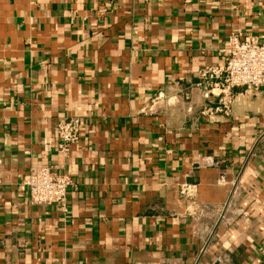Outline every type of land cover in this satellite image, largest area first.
<instances>
[{
	"label": "crops",
	"instance_id": "1",
	"mask_svg": "<svg viewBox=\"0 0 264 264\" xmlns=\"http://www.w3.org/2000/svg\"><path fill=\"white\" fill-rule=\"evenodd\" d=\"M248 34L264 0H0V264H264V89L225 115L198 75ZM37 166L64 208L29 202Z\"/></svg>",
	"mask_w": 264,
	"mask_h": 264
},
{
	"label": "built area",
	"instance_id": "2",
	"mask_svg": "<svg viewBox=\"0 0 264 264\" xmlns=\"http://www.w3.org/2000/svg\"><path fill=\"white\" fill-rule=\"evenodd\" d=\"M226 53L227 58L223 65L206 66L198 72V75L211 86L210 89L217 90L216 111L228 115L231 111L235 87L264 89V43L259 37L251 34L242 38L232 36ZM82 125L81 117H64L58 120L56 135L57 150L60 153L67 154L71 145L79 140ZM72 184L69 175L54 171L48 166L31 168L24 180L30 203L56 204L61 208L65 207L67 189ZM231 203L230 201L210 213V218L216 216L213 226L208 227L205 223L196 222L197 230L200 229L198 233L204 237V242L208 243L214 239V226L220 221H225Z\"/></svg>",
	"mask_w": 264,
	"mask_h": 264
}]
</instances>
